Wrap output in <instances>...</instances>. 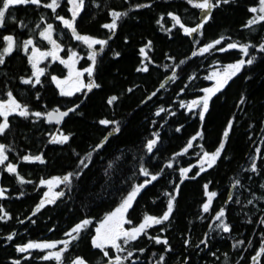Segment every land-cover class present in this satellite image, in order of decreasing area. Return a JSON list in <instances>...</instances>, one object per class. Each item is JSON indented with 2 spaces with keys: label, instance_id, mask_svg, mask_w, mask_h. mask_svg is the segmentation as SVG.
Returning <instances> with one entry per match:
<instances>
[{
  "label": "trees",
  "instance_id": "trees-1",
  "mask_svg": "<svg viewBox=\"0 0 264 264\" xmlns=\"http://www.w3.org/2000/svg\"><path fill=\"white\" fill-rule=\"evenodd\" d=\"M145 4L151 6L137 7ZM257 4L258 0H232L230 4H222L211 10V18L201 30L202 35L189 36L178 25L173 27L174 21L168 15L180 16L186 27L199 24L201 10L187 0H85V8L76 21L77 31L98 39L109 36L111 39L97 56L94 81L100 87L91 91L84 89L72 97L60 96L51 80L52 75L67 73L66 67L58 61L47 67L41 85L32 88L20 82V77L26 78L32 71L22 49L17 48L11 56L5 57V64L0 65V99L6 98L10 89L31 111L47 112L76 105L79 108L59 124L49 123L45 118L25 119L16 115L9 118L10 129L0 136V143L12 149L7 153L9 160L0 165V183L7 189L5 198H0V206L11 219L0 220V264H13L14 261L56 264L41 259L45 250L20 253L17 248L30 241L62 240L67 231L85 218L93 223L70 245L64 264H70L77 256H82L89 264H107L108 258L92 247L91 238L95 235V227L131 187L150 179L140 174L141 165L158 175V179L137 196L130 210L133 223L139 224L145 213L162 216L170 198L166 193L176 195V200L170 220L148 230L151 236L166 238L171 251L165 252V245L141 237L128 246L134 251L132 261L135 264H157L161 255L165 256L164 264H257L252 257L264 240V223H261L264 220V52L249 49V57L256 56V61L212 97L203 121L199 118V110L181 107V103L203 95L202 89L211 83L206 77L212 67L249 58L243 56L239 48L219 49L233 42L256 46L264 42V24L251 29L244 27L253 15L248 8ZM69 7L67 0H61L56 14L70 19ZM113 10L127 13L117 21L114 35L102 27L111 22ZM11 12L16 19L13 21L9 17L5 27L0 28V49L5 46V35H13L19 42L34 37L38 45L48 47L49 44L38 36L40 29H35L43 16L54 25V37L61 41L63 55L67 56L69 49L76 50L81 56L80 67L91 64L87 59L89 49L72 37L71 31L50 9L16 6ZM21 21L26 28L21 27ZM43 26L41 24V28ZM221 37H224L221 44L210 52L192 55ZM148 41H151V48H145V59L139 49ZM116 52L120 55L116 56ZM145 65L149 68L147 72L137 71ZM113 95L118 99L109 105L108 98ZM242 97L243 104L240 103ZM160 107L166 111L157 116ZM102 119L118 124L104 126L99 123ZM230 120L233 126L221 157L213 167L199 171L194 164L204 151L213 152L218 148ZM116 127L119 132L113 131ZM56 131L69 135V141L50 143ZM153 133H159V139L153 152L148 153L145 146L149 139L155 138ZM194 136L197 139L192 141L193 147L183 153ZM101 143L103 148L97 149ZM89 152L92 153L90 162ZM24 155H42L45 163L24 162L21 160ZM81 159H85L88 167L83 169L79 179H73L71 191L61 185L58 190H63L65 196L35 212L45 192L40 180L79 171L77 165ZM253 159L256 172L250 170ZM7 163L16 164L19 175L32 183H19L15 174L5 171ZM110 163L111 168L108 167ZM169 164L172 166L168 167ZM182 168L191 169L183 182ZM205 184L209 191L217 193L208 213L202 208L207 202ZM222 207L226 212L223 219L231 225L228 233L216 228L219 222L213 219ZM13 233V239L7 240ZM202 240H207V245L202 244ZM241 240L244 243L237 244ZM234 244L237 246L233 247ZM141 248L145 249L143 253L138 251ZM115 255L117 253L110 250V256ZM258 261L264 264V254Z\"/></svg>",
  "mask_w": 264,
  "mask_h": 264
},
{
  "label": "snow or ice",
  "instance_id": "snow-or-ice-1",
  "mask_svg": "<svg viewBox=\"0 0 264 264\" xmlns=\"http://www.w3.org/2000/svg\"><path fill=\"white\" fill-rule=\"evenodd\" d=\"M232 0H187V3L192 5L194 8H198L204 12H207L208 15L195 27H186L184 23L181 22V18L174 13H168L171 19L174 21L173 27L179 26L185 35H193V34H201V30L204 25L207 23L208 19L211 18V10L214 8L220 7L222 4H230ZM68 12L71 13V18H65L62 15L56 14L57 9L61 7V0H49V2L45 3L44 0H0V28L5 27L7 19L11 17L13 21H15L16 17L12 14L11 9L16 6H30L35 5L37 8L43 7L50 9L53 14H56V19L59 20L63 26L71 31L72 37L79 42H82L89 49L87 59L91 61L89 67L84 68L83 70H78L76 65L80 59L79 54L72 49L68 50L67 58L61 57L60 53L64 51V48L61 43L54 38V25L52 23H48L44 17H41V22L35 25V29H40L38 32V36L41 40L46 41L51 47L48 50H42L36 43L34 37H29L22 42H19L16 37L13 35H5L3 36V41L5 42V46L0 49V65L5 64V57L11 56L17 48H21L24 54L27 56V60L29 65L31 66V75L25 77H20V82L24 85H31L32 88H35L37 85H41V77L45 76L47 72L46 67H40V65L51 58L53 62H59L64 65L68 69V74L64 78H59L58 76L52 75L51 80L56 85L59 90V95L62 97H72L77 93L82 92L84 89L87 91H91L93 88H99L100 85L95 83L94 80H90L87 84L83 81L82 77L85 73L89 77L93 76V72L95 70V66L97 63V56L100 52H103L104 47L108 44L111 36L108 39H98L90 35H82L77 31V18L80 16L81 12L85 8V0H67ZM151 5H137V7H150ZM248 11L253 15L249 18L244 25L246 28H253L255 25L264 24V0H258V4L255 6H251L248 8ZM127 15L126 12L120 11H111V22L105 23L102 25L104 29L109 30L113 35L118 27L117 21L121 19L122 16ZM164 17L161 16L160 20H163ZM160 20L157 23H160ZM21 27L26 28L27 25L22 21L20 22ZM41 24L44 26L41 28ZM171 31V29H168ZM224 37H221L215 40L212 43L205 45L200 48L198 52H193L192 55H202L204 53L210 52L216 45L221 44V41ZM198 43V41H197ZM99 45V50H96V46ZM145 48H151V41L145 45V47H141L139 49L142 56L147 59V53ZM243 53V56L249 57V49L257 48L258 51L264 52V42L260 43L258 46L252 44H239L237 42L227 44L226 48L219 49L220 51H227L229 49H237ZM116 56H119L120 53L116 52ZM256 56H250L248 59H239L235 63L228 64L223 67L222 70L213 71L206 78L210 81H214L212 87L202 89L204 95L199 97L198 99H193L190 103L184 104L181 103V107H186L189 111H192L195 108H199L200 111L198 113L201 121L204 120L205 114L209 110V103L213 96L217 93L221 92L234 77H236L246 66L253 65L256 61ZM181 64L183 61L180 62ZM149 70L148 66L145 65L143 67L137 68L138 72H147ZM175 79V77H173ZM132 91V89H129ZM183 91V90H181ZM156 93L153 92L152 96H155ZM36 98L39 99V93L36 94ZM118 97L113 95L108 98V104L111 105L113 102L117 101ZM151 99V96L149 97ZM244 98H241L240 103L243 104ZM79 108V105H76L73 108H69L66 111H60L59 108H56L52 111L41 112V111H31L29 106L26 103H21L20 100L13 94L12 90H8L6 92V98L0 99V136H4L6 132L10 129V117L13 115L29 119L30 117H35L37 120L41 118H45L47 122L51 123L55 121V123L59 124L65 117L69 115L70 112H75L76 109ZM166 109L164 107H160L156 112V115L159 116L161 113L165 112ZM174 114V113H173ZM101 125L108 126L110 124H118L117 121H109L107 119H102L99 121ZM232 121L228 122V125L223 133V138L218 146V148L214 152L204 151L203 155L200 158V171H206L207 169L204 165H207V168L213 167L217 160L221 157L222 152L225 150V145L227 139L229 137V132L232 129ZM114 132H119V127L113 129ZM179 131V129H177ZM155 138L149 139L146 143V149L148 153H152L153 149L156 147L159 139V133H153ZM197 136H202V133H197ZM197 136L192 137V139L188 142L187 147L183 149V153H187L188 149L193 147V140L197 139ZM70 136L65 135L60 132L59 135H53L50 143L53 144H65L69 141ZM108 137H105V141H107ZM104 144L101 143L96 146L97 149L103 148ZM12 149L9 145L4 143H0V165H5V162L9 160L8 152ZM259 152V149H257ZM183 153H178L177 155H181ZM92 153H88V158L90 162V158ZM21 160L24 162H40L45 163V160L42 155H24L21 157ZM113 165L110 163L108 165L111 168ZM172 165L169 164L168 167ZM77 167L80 169L79 171H70L63 176H54L50 179H41L40 186L46 187L47 191L44 192L43 198L40 200L39 204L36 206L35 212H39L45 205L55 204L56 201L65 196V192L63 190L56 191L55 189L59 188L61 185H64L69 191L72 188L73 179H79L83 174V169L88 167V163L85 162V159H81ZM251 171H257V165L255 160L253 159V163L251 164ZM5 171L10 174H15L17 176L18 182L23 183H32V181H26L22 176L17 172V165L13 163H7L5 167ZM140 174L144 177H150V179H146L141 184H136L131 187V190L127 192V194L121 199L119 205L111 212L107 213L103 220H101L98 226L95 227V235L91 238V245L94 249H98L104 257L108 258L107 264H125V261H131V264H135V261H132V257L134 256V251L128 248L129 245L138 241L141 237H147L149 240H153L155 244L165 245V252L171 251L169 245V241L166 238H161L160 236H151L148 234V230L157 225H162L165 222L170 220L172 213L175 207L176 195H169V200L167 203V209L163 213L162 216L149 215L147 213L144 214L142 221L139 224H134L130 218V210L133 208L134 203L136 202L137 196L140 194L141 190L145 188L152 181H156L158 179V175L151 174L147 168L143 165L140 167ZM191 171L190 168H182L180 170V174L182 177L181 182H183L184 178L187 177V173ZM199 174V173H198ZM193 179L195 177H192ZM239 180L236 181V184L239 185ZM208 184L204 185L205 195L207 196V202H205L202 206L203 212L208 213L212 206L213 199L217 196L215 191H209ZM7 189L0 188V198H5V192ZM176 192H179V185L176 186ZM252 201H249L251 203ZM35 212L33 214H35ZM0 220L11 219V216L4 210L3 206H0ZM226 215L225 208H221L216 215L214 216V222L218 221L215 226L216 228L221 229L223 232L228 233L231 231V225L224 221V217ZM23 223V221H21ZM93 221L89 218H85L79 223H76L69 231H67L64 235L68 237V239H62L59 241H51V242H35L30 241L23 246H19L17 251L20 253L28 252L29 250H48L45 255L41 257L44 261H55L56 264H64L65 254L69 251L70 245L73 242L77 241L80 238L81 233L88 229L92 225ZM264 223V220L261 221ZM128 225L129 227H126ZM211 227V225H210ZM163 231V229H161ZM15 233L8 235L7 240L11 241L14 237ZM187 244L188 241H185ZM202 244L207 245V240H202ZM244 241H238L237 244H243ZM237 244H234L233 247H236ZM110 250L115 253L126 255H115L114 257L110 256ZM139 252L143 253L145 249H138ZM264 254V240L261 242V247L255 256L252 257L253 260H257V264H259L258 257ZM155 255V253H153ZM165 256L161 255L157 264H164ZM13 264H20L19 261H14ZM70 264H88V261L82 256H77L70 261Z\"/></svg>",
  "mask_w": 264,
  "mask_h": 264
},
{
  "label": "rangeland",
  "instance_id": "rangeland-1",
  "mask_svg": "<svg viewBox=\"0 0 264 264\" xmlns=\"http://www.w3.org/2000/svg\"><path fill=\"white\" fill-rule=\"evenodd\" d=\"M201 13H202V16H201V21L202 20H204V18L208 15V13L207 12H204V11H202L201 10ZM29 37H27V38H25L24 40H26V39H28ZM55 39H57L56 37H54ZM57 41L59 42V43H61V41L59 40V39H57ZM38 45V44H37ZM42 50H48L51 46L49 45L48 47H42L41 45H38ZM99 45H97L96 46V50H99ZM76 51V50H75ZM77 53H78V51H76ZM79 54V53H78ZM60 55H61V57H63V58H67V56H64L63 55V53L61 52L60 53ZM79 57H80V59H79V61H78V63H77V65H76V68L78 69V70H83L84 68H87V67H89L90 65H86V66H84V67H80V63H81V56L79 55ZM53 61L51 60V58H49L48 60H46V61H44L41 65H40V67H48L49 65H50V63H52ZM226 65H228V64H226ZM226 65H223V66H219V65H215L214 67H212L210 70H209V74H208V76L213 72V71H217V70H222L223 69V67L224 66H226ZM96 67V66H95ZM67 69V68H66ZM94 73H95V70H94V72H93V76L92 77H89L88 75H87V73H85L84 74V76L82 77V79H83V81L87 84L90 80H94ZM67 74H68V69H67V73H66V75H64V76H58V75H55V76H58L59 78H64L65 76H67ZM213 84H214V81H211V83H210V85H208L207 87H205V88H208V87H212L213 86ZM87 90V89H86ZM203 95H204V93H203ZM202 95V96H203ZM199 97H197V98H194V99H198ZM193 100V99H192ZM192 100H190V101H188L187 103H190ZM187 103H185V104H187ZM194 110H199L200 111V109L199 108H195ZM60 132L61 131H56L53 135H59L60 134ZM52 135V136H53ZM214 152V151H213ZM209 153H211V152H209ZM202 155H203V153H202ZM201 155V156H202ZM201 158V157H200ZM199 162H200V159L194 164L196 167H198L199 168V171H200V164H199ZM204 167L205 168H207V165L205 164L204 165ZM60 176V175H59ZM54 177V176H53ZM50 178H52V177H50ZM50 178H48V179H50ZM0 188H3L2 186H1V183H0ZM56 191H59L58 190V188L57 189H55ZM45 191H47V188L45 187ZM119 205V204H118ZM117 205V206H118ZM116 206V207H117ZM115 207V208H116ZM114 208V209H115ZM113 209V210H114ZM112 210V211H113ZM103 220V219H102ZM126 227H129V226H127L126 225ZM64 239H68V237H66V238H64ZM52 240H37V241H35V242H51ZM55 241H59V240H55ZM46 251V253H47V251L48 250H45ZM119 253H117V255H118ZM119 255H126V253H123V254H119ZM89 264V263H88Z\"/></svg>",
  "mask_w": 264,
  "mask_h": 264
},
{
  "label": "water",
  "instance_id": "water-1",
  "mask_svg": "<svg viewBox=\"0 0 264 264\" xmlns=\"http://www.w3.org/2000/svg\"><path fill=\"white\" fill-rule=\"evenodd\" d=\"M67 109H60V111H66ZM53 122H55V121H53Z\"/></svg>",
  "mask_w": 264,
  "mask_h": 264
},
{
  "label": "flooded vegetation",
  "instance_id": "flooded-vegetation-1",
  "mask_svg": "<svg viewBox=\"0 0 264 264\" xmlns=\"http://www.w3.org/2000/svg\"><path fill=\"white\" fill-rule=\"evenodd\" d=\"M241 258H243V255L241 256ZM234 264H236V262Z\"/></svg>",
  "mask_w": 264,
  "mask_h": 264
}]
</instances>
